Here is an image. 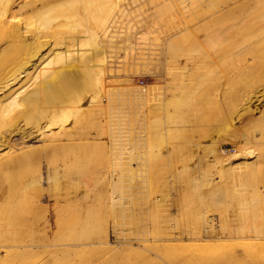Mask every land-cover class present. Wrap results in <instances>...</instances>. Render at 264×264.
<instances>
[{"label":"rangeland","instance_id":"obj_1","mask_svg":"<svg viewBox=\"0 0 264 264\" xmlns=\"http://www.w3.org/2000/svg\"><path fill=\"white\" fill-rule=\"evenodd\" d=\"M167 1L146 0L145 3L139 6L143 7L141 10L125 16L123 23L120 24V43L118 44L119 48H117L119 57L116 56L119 59V63L116 57L110 59L117 62L118 68L111 73H116L118 76L116 78H106V81L110 84L109 82L112 79H116V84H118L121 89L127 86L128 88L122 89L124 90L123 92H121V90L115 93V97L113 96L114 99L112 100L113 104L106 106L103 112L104 114H102L103 118L100 117V123L102 122L100 129L102 131L103 147L101 146L100 150H95L94 146L91 145L93 147H83L85 150L83 148H80L81 150H76L77 148L74 149L73 146H66L63 148L66 149L63 152L62 147L47 149L45 148V144L37 143L33 145L36 147H33L34 152L28 153L27 156L24 155V160L23 162H19L20 165L17 164L18 167L17 165L9 168L6 167L4 172L0 171V245L9 243L15 246H13L14 248L12 250L9 249V251L0 250V264H245L243 253L246 254V252L244 251L245 247L243 242L241 240L229 239L237 235V230L244 225L245 210H242L243 206L240 207V204H236L232 201H230L231 208L229 207L226 209V206H221V208L217 209L212 196L221 190H228L230 194H233L236 189L240 188L237 185L238 182L234 181L235 176H232V172L237 171L235 168L238 169V166L235 167L232 165L236 164L240 166L241 163L244 164L245 159L241 156L237 158L238 160L232 158L234 154L233 142L241 137V134L249 127L252 120H256L257 117H260L259 109L257 112L254 111L252 115L250 114L247 116L246 114V117H242V120L240 118L239 120L241 122L238 120V122H236V128H234L236 131L234 129L232 130V127L229 129L228 120L230 118L232 101L234 99H232L231 91L228 90L227 92L226 89H229V86L227 87L226 83L230 74L229 70L231 65L228 59L225 60V56L220 55V52L222 50V54L226 55L225 53H227L232 46L231 42L220 43L215 38L214 41L216 40L217 43L219 42L218 44L215 42L212 43L213 45L208 44L206 46L204 43L203 46L206 48H202L196 44L194 48L196 51L192 50L194 47L193 44L195 43L191 42L190 45L192 49L190 46L188 48L189 50L191 49L192 52L188 51V53L191 55L194 53L193 55H195V57H192L197 59V62H199V58L197 57L201 54H204V56L207 55L205 58L209 56V60L207 59V61L205 58L202 60L200 59L199 64L204 61L201 63V67L198 66L196 70H193L192 67L194 62L192 60L191 63L186 59L184 60V58H180L181 62L184 60L191 63H183L184 66H187L186 71L189 70V74L186 71H182L185 70L184 66L181 68L183 64L179 67L175 65L176 61H174L173 66H175V68L177 67V70L174 71V78L177 80L175 81V83L177 82L176 85L182 81H186L188 77L190 78L188 80L193 79V82L196 83V75L204 78L202 86L199 87L201 89H199V91L197 89V93L196 90L194 92L191 91V93L187 92V96H183L185 99L182 97V100L179 101L177 105L179 109H177V112H175L173 114L174 116H172L173 118H171L173 123L171 122L169 125H178L179 128L182 127L181 130L165 133L166 136L162 134V139H158L160 140L159 143L156 140H152L154 141L153 143L149 142L151 138L143 139L144 141L138 143L140 148L137 147V144L135 149L132 148V152L131 150H126L128 147H125L124 151L123 149L120 150L121 145L119 144L128 142L131 132L134 131L135 128L141 126V121L143 120L139 117L140 113L147 110L145 101H140L138 95H140V92H144L145 89H155L163 95L164 93L166 94L167 70L169 67V63L165 61L163 62L164 64L161 62H157L158 64L155 63L157 67H154V65H145L141 68L139 65L131 63V60L127 59V57L129 55H137V52H146L143 50V48L148 46V44H144L148 42L144 39L146 32L150 34V38L156 37V39L161 41L167 31H169L168 29L172 28L171 22L173 27L176 25H181L180 27H182V21H186L188 18V22L190 21L189 23L192 22L193 24V21L196 22L195 19H197V13L201 5L205 6L207 4V7L212 5V9L210 8L211 10L206 8L208 12H211L227 0H216L218 3L217 5L214 0H208L209 2H206V0H201L202 2L200 0ZM124 2L125 0H119V6ZM141 2L142 0H138V3ZM147 5H156L157 7H155V13L149 20L150 23L145 25L141 21L144 16L151 13V11H146L147 8L145 6ZM196 7H198V9ZM183 9L184 12H182ZM190 9H195L193 10L196 12L195 15ZM183 13L185 15H183ZM190 13L191 16L189 15ZM180 18L181 21H179ZM214 22L215 21L211 23L212 25H208L210 26L209 29L208 26L206 27L207 29H203V32L208 33L211 27H213V31H215V29H218L220 24H222L221 21L217 24ZM169 24L171 27H168ZM215 24L217 28H215ZM136 31L141 32L137 34L136 37L141 43L138 47L142 49L130 50L128 48L129 43L124 41L125 33ZM261 36H263V34H261ZM193 37L187 42L182 40L180 43L184 44L186 42L184 45L186 46L187 44L188 46L190 41L195 42L192 39ZM208 48L210 50L209 52L206 51ZM214 49H218L217 52L220 53H218L219 56ZM130 52L135 53L131 54ZM214 52L216 53L215 55L213 54ZM262 53L260 52L259 54ZM196 54L198 56H196ZM212 55L214 56L213 58ZM221 56L222 58H220ZM258 56L262 59L264 54ZM260 58L257 62L259 64ZM195 59L194 61H196ZM211 61H213V63ZM138 62H140V60ZM254 62L256 63V61ZM257 63L252 65L260 66ZM204 66L208 70H206ZM189 67H191L192 70ZM202 69H204V71ZM256 69H258L257 66ZM193 71H197L196 73L194 72V75L196 74L195 76L192 74ZM206 73H208V76ZM184 74H186V76H183ZM226 75H228L227 78ZM249 75L250 74H248L247 77L245 76L242 82L234 83L235 85L232 90L234 95L242 94L240 92L243 90V86H245L244 82L252 78V76ZM224 92L227 93L225 94ZM104 98L105 97L102 98V101L107 104V99ZM183 107H185V109ZM194 108L195 110L192 111L191 109ZM69 113L72 114L71 111H69ZM73 115L74 114H72L71 117L69 114L68 117L71 118L72 121L71 122L69 119L70 122L67 121L68 130L71 132H69L68 135L71 134L69 137L76 139V132H72V130L75 131V129H73V127L69 128L73 125L75 126V124H72L75 123L73 120L75 116ZM89 117L75 118L78 122H76V125H81L79 127L75 126V128L77 127L76 131L81 127L77 132L79 138L82 135V137H85L88 132L91 134L97 132V130H95L97 129L95 125L100 123H97V120H93L92 117L90 120ZM92 121H94L95 125ZM138 123L140 124L138 125ZM193 125L198 126L199 132L196 131L197 133L194 132L193 134V131H190L191 126V129H193ZM213 126L216 130L214 129L212 131V128H214ZM57 127L58 126L54 125V130L57 129ZM80 131L85 133L78 134ZM113 131H117L115 135L112 133ZM89 133L87 136L91 135ZM205 133L208 136H206ZM73 135L74 137H72ZM142 135L146 136L145 134ZM200 140H202V142H200ZM113 142L117 145L116 147L112 145ZM193 142L198 144L200 142L202 148H198L199 151L196 150V145L198 144H194ZM70 147L72 148L69 149ZM175 150L180 151L177 153ZM138 151L140 152L138 153ZM41 154L43 158H41ZM43 154H45V156ZM124 156L128 157L130 161L133 160V158L134 160L131 161L132 163L130 161L128 163L129 159ZM73 159L74 161H72ZM126 159L128 160L126 161ZM227 159L232 160L229 161ZM136 160L137 162H135ZM249 160L252 161L253 159ZM70 161H72L73 164ZM238 161L240 164H238ZM63 162L67 165L65 164L63 166ZM68 163H71L69 165L73 166L69 167ZM230 166L235 168L230 169ZM230 181L233 184H231ZM114 197L116 199L113 202ZM235 198V202H238L237 197ZM232 200H234L233 196ZM198 213L201 214L199 215ZM204 215L213 219V226L215 227L216 225V234H222L224 238H227L224 240L212 241H188V238L185 236V240L180 242V240H178L179 234H181L185 228L186 231L190 227L189 230L196 228V225L199 224L198 221H200ZM46 221L50 223L49 226H47L48 223ZM45 223H47L46 226ZM201 223L202 221L200 224ZM32 231L36 232L37 236L35 237L39 238L40 246L34 252L25 253V249H23V252V250L18 249L17 246L21 245L23 238L28 236ZM106 231H108L109 238L113 242L112 245L115 244L114 246H110L112 248L114 247V249H111L112 251L102 246L80 247L77 253L75 250V253H73L68 252L66 249L69 244H80V242L86 243L96 240L99 236L106 233ZM170 236L177 240H173V242L170 243L160 241ZM123 240L126 243H133L134 246L131 249L127 248V251L125 250L126 248H120V246L115 243L118 241L119 243H124ZM44 241L48 243L47 247L42 246L43 244L47 245ZM141 243L142 246H145V244L151 245H146L145 248H139L138 245ZM153 243L156 246L151 247ZM167 244H169V246H167ZM123 249L124 251H122ZM5 254L7 256L11 254L10 258L8 257L7 260H4L6 259ZM233 256L237 258L235 257L236 259L232 260ZM2 258L3 260H1Z\"/></svg>","mask_w":264,"mask_h":264},{"label":"bare ground","instance_id":"obj_2","mask_svg":"<svg viewBox=\"0 0 264 264\" xmlns=\"http://www.w3.org/2000/svg\"><path fill=\"white\" fill-rule=\"evenodd\" d=\"M145 1L146 0H142L141 3H138V0H125V2L121 4V6H119V0H0V171L1 172H4V169L6 170V167L7 168L14 167L17 164L20 165L19 162H23L24 160L23 156L24 155L27 156L28 153L32 152L33 147H35L33 145L37 143H41V144L43 143V145L45 144V148L47 149L48 148L53 149L59 147L60 148L62 147L63 149L66 146H73L74 149L77 148L76 150H78L80 148L83 147L85 148L93 145L95 150H100L103 144L102 133H101L102 131L100 129L101 128L100 125L102 122L100 123V117L103 118L102 114H104L103 112L105 111L106 106H110L113 104L112 100L114 99L113 96L115 95V93H118L122 89L128 88L127 86L121 89V87L118 84H116L115 81L116 79H112L109 82L110 84H108L106 81V78H116L118 76L116 75V73H111V72L114 71L116 68H118L117 62L119 59L117 57H119L118 55L119 52H117V48H119L118 44L120 43L119 41L120 24L123 23L125 16L132 14L135 11L141 10L143 7H139V6L145 3ZM171 1L175 2V0H171ZM207 1L208 0H206V2ZM215 1L216 0H214V2ZM217 1L215 3L216 5L218 4ZM205 6L201 5L199 12L197 13V17H196L197 19H195L196 22L193 21V24L192 22L189 23L190 22V21L188 22L189 19L188 18L186 19L183 16L185 15L184 13L182 16L186 19V21H182L183 22L182 27H180L181 25L180 26L176 25L173 27L172 22L170 20L172 28L168 29L169 31H167V33L165 34V36L162 38L161 41L159 39H156V37L150 38V34L146 32L145 33L146 36L144 39L145 41L148 42L144 44H148V46L143 48V50H145L146 52L143 53L137 52V55L136 54L132 56L129 55L128 56L129 58L127 57V59L131 60V63L139 65L141 68H143L145 65H154L155 67L156 64L160 62L163 63L165 61L169 63L168 64L169 67L167 70L166 94L164 93L163 95L158 90L156 91L155 89H151V90L145 89L144 92L142 91L140 92V95H138L140 101H145L147 110L140 113L139 117L141 118V120H143L141 121V126L135 128L134 131L131 132V136L128 142L119 144L121 145L120 150L123 149L124 151L125 147H128L126 148V150H131L132 152V148L135 149L138 143L144 141L143 139L151 138V141L149 142L153 143L156 140L159 143L160 140L158 139L159 138L162 139L161 138L162 134L181 130L182 127L179 128L178 125H173V124L169 125V123L171 124L172 122L171 118H173L172 117L174 116L173 114L177 112V109H179L177 105L179 104V101L182 100V97L187 96L186 94L187 92L191 93V91L194 92L196 90L197 93V89L198 91L199 89H201L199 87L202 86L204 82V78L201 76H197L196 74H195L196 76L194 75V72L196 73L198 71L197 70V71H193L192 73L195 76L197 83L193 82L192 78H191L192 80H188L190 79L188 77V79L186 78L187 79L186 81H182L181 83L176 85L177 82L175 83V81L177 80L176 78H174V71L177 70L176 69L177 67L175 68V66H173L174 61H176L175 65L176 66L178 65L180 67L184 62H186L184 61L185 59L188 62H191L192 60L194 62L192 69L196 70L198 66L201 67V63L204 62L202 61L199 64L200 59L201 60L204 59L205 57H207V55L204 56V54L200 53L201 55L198 56L196 54V56H198L197 58H199V62H197V59L194 58L195 57V55H193L194 53L192 55L188 53V51H191L192 49L190 45L191 42L195 43L193 44L194 47L192 50H195L194 48L196 44L201 46L202 48L205 47L203 46L204 43L206 44V46L208 44L213 45L212 43L216 42V40L214 41L215 38L220 43L231 42L232 46L230 47L229 51L225 53L226 51L224 50L225 51L224 53L226 55L222 54V50L220 54L219 52H217L218 49L216 50L214 49L217 52V54L219 53L220 55L225 56L226 59L225 58L224 59L225 60L228 59L229 60L228 62H230L229 64L231 65V68L229 70L230 74L229 76L226 75V78L228 76L226 85L227 87L229 86V89L226 90L227 92L228 90L231 91L230 93L232 94V99L234 100L232 101V107H231L232 110L229 116L230 118L228 120L229 124L228 123L227 124L229 125V129L230 127H232L233 130L234 128H236V122H238L240 118L242 120V117L245 118L246 114L247 116L250 114L252 115L254 114L253 113L254 111L257 112L259 109H260V117H257L256 120H252L250 117L253 124L251 122L249 124V127L246 128L245 131L241 134V137H239L237 140L233 142L234 154L232 155L233 156L232 158H234V160L235 159L238 160L237 158L241 156L243 159H245L244 164L241 163L242 165L238 161V164H240V166L236 164L232 165L235 167L238 166L237 167L238 169L234 167L235 170L237 171H233L236 173L232 172V176L233 177L235 176L234 181L238 182L237 185L240 188L236 189V191L234 189L235 193L233 192V194H230V191L228 190L227 191L221 190L212 196L214 198V202L217 209L221 208V206L222 207L226 206V209H228L231 206L230 201L236 204L237 203L240 204V207L243 206L242 210L244 209L246 213V215L244 214L245 215L244 225H242V227H240V229L237 230V235L232 236L229 239L241 240L243 242V245L245 247L244 251L246 252V254L243 253L245 264H264V57L261 59L260 56H258L264 54L262 53L264 52V33H263L264 32V0H227L226 2L220 4L219 7H217L211 12H208L206 8L212 9V5H209L207 7L206 4ZM145 7L147 8L146 11H151V13L144 16L141 22L147 25L148 23H150L149 20L154 15L155 13L154 10H156L155 7L157 6L147 5ZM196 8L198 9V7ZM195 9H190V11H193ZM182 12H184V9ZM195 13L196 12H194L193 14L195 15ZM189 15L191 16V13ZM217 20L222 22V24L219 23L220 27H218V29H215V31H213V27H211L212 30L211 29L208 30L209 31L208 33L203 32V29H205L213 21L216 22ZM179 21H181V18ZM219 21H217L216 24ZM216 24H215V28H217ZM171 26L170 24L168 25V27ZM209 27L210 26H208V29ZM139 33L141 32L136 31V32L125 33L124 41L129 43L128 48L130 50L142 49L138 47L139 45H141V43L138 41V38L136 37V35ZM261 34H263V36H261ZM191 37H193L192 39L195 42L190 41V43H188V46L187 44L185 46L184 44L187 41H189ZM182 40L186 42L185 43L183 42L184 44L180 43L182 42ZM218 43L216 42V44ZM189 46L191 48L190 50L188 48ZM206 51L209 52L210 51L209 48ZM260 52L262 54H259ZM130 53L134 54L135 52L134 53L130 52ZM138 54L140 57L138 56ZM213 54L215 55L216 53L214 52ZM115 57L117 59V62L113 61V59L110 60L111 58H115ZM213 57L214 56L212 55V58ZM180 58H184V60L181 62ZM220 58H222V56ZM259 58H260V64L257 63ZM194 59L196 61H194ZM205 59L209 60V56L208 58ZM139 60L140 62H138ZM254 61H256V63L259 64L260 66L258 65L253 66L252 64H256ZM188 62L184 64H187ZM211 62L213 63V61ZM184 64L182 65L181 68H183ZM185 66H184L185 70H182L183 72H185L187 69V66L186 67ZM256 66L258 67V69H256ZM189 68L191 69V67ZM202 70L204 71V69ZM206 70L208 69L206 68ZM186 74H184L183 76H186ZM206 74L208 76V73ZM248 74H250L249 76H252V78H250L249 81L246 80L247 82H244L245 86H243V90L240 92L242 94L234 95L232 93L233 87L235 85L234 83L242 82L243 78H245V76L247 77ZM190 75H191V71H190ZM123 91L124 90H122L121 92ZM103 97L107 99L106 100L107 104H105V102L103 103L102 101ZM183 99L185 98L183 97ZM183 108L185 109V107ZM68 110L71 111L72 114H74L73 116H75L76 119L79 117L84 118L89 116H90L89 117L90 120L92 118L93 120L96 119L97 123L100 124L96 123L97 125H95L94 121L92 122L96 126L95 128H97L95 129L97 130V132L95 134H91L88 132L91 135L87 136L88 134L87 133L85 137H82L83 136L82 135L79 138L77 132L78 129H80L81 127L78 128L77 131L76 128L81 125L79 124L77 126L76 124L78 122L73 117L75 123L72 124H75V126L77 127L75 128V126L73 125L69 128L73 127V129H75V131H73L72 129L70 130H72V132H76L75 133L76 139L69 137L71 134L68 135L70 131L68 130L67 127L68 124L67 121L68 122L71 121V118L68 117L69 114L72 117V114L69 113ZM191 110L193 111L195 110V108ZM139 124L140 123H138V125ZM54 125L58 126L57 129L55 130L53 128ZM191 127H190V131H193V134L194 132L197 133L196 131L199 132L197 125H193V129H191ZM214 129L215 127L212 128V131ZM116 132L117 131H113L112 133H114L115 135ZM84 133L80 131V133L78 134H84ZM142 134H145L146 136ZM72 137H74V135ZM200 142H202V140H200ZM200 142L199 144L193 142L194 144H198L200 146L199 147L198 145H196L197 146L196 150H198V148H202L201 147L202 144H200ZM155 143L158 144L157 142ZM112 145L115 147L117 146L115 142H113ZM137 147L140 148L139 144ZM71 148L72 147H70L69 149ZM64 150L66 149H63V152ZM139 152L140 151H138V153ZM43 155L45 156V154ZM41 158H43L42 154H41ZM129 158H130V154H129ZM128 159H126V161ZM249 159H253V160L250 161ZM72 161H74V159ZM129 161L130 159L128 160V163ZM64 162H63V166L66 164V163L64 164ZM135 162H137V160ZM69 164L71 163H68V165ZM71 166L69 165V167ZM232 168L233 167L230 166V169ZM231 184L233 183L231 182ZM232 196L234 200H232ZM235 197H237L238 202H235L236 200ZM115 199L116 198L114 197L113 202ZM201 221L202 223L200 224ZM198 222L199 224H197L196 228H194L193 230L192 229L189 230L191 227L187 229V231L186 228L185 230L183 229L184 231H182L181 234H179L178 240H180V242L185 240L184 239L185 236L188 238V241L189 240L212 241V240H224L227 238V237L224 238L222 234L219 235L216 234L215 231L216 225L215 227L213 226V219L210 218L209 216L204 215V217ZM47 223H45V226ZM49 225L50 223H48L47 226ZM107 232L108 231H106V233L102 234L101 236H99V238L91 242H86V243L80 242V244L78 243L69 244L68 248L66 249L68 250V252L75 253L74 252L75 250L77 253L80 247L84 248L85 246L86 247L102 246L103 248L106 247L107 249L109 248L108 249L109 251H112L111 249H114V247L112 248L110 246H114L115 244L112 245L113 242L110 240ZM35 236H37L36 232L32 231L31 233L28 234V236L23 238L21 245L18 246L16 245V246L18 247V249H22V250L25 249V253L36 251V249L40 246L39 245L40 241L38 240L39 238ZM173 240H177V239H173V237L170 236L169 238L161 239L160 241L164 243L165 242L170 243L173 242ZM123 242L124 243H119L118 241L115 243L118 246H120V248L121 247H124V249L126 248L125 250L127 251L128 249H131L134 246L133 243H126L124 240ZM146 245L148 244L142 246L141 243L138 246L139 248H143V247L145 248ZM13 246L14 245H11L9 243L2 244L0 245V250L3 249L9 251V249L12 250L15 247ZM42 246L47 247L48 243L47 245L43 244ZM153 246L156 245H154L153 243L151 247ZM167 246H169V244H167ZM116 248L119 249L118 247ZM124 249L122 251H124ZM10 255L9 256L6 255V259L4 260H7L8 257L10 258ZM235 257L236 256H233L232 260L237 258ZM1 260H3V258Z\"/></svg>","mask_w":264,"mask_h":264}]
</instances>
